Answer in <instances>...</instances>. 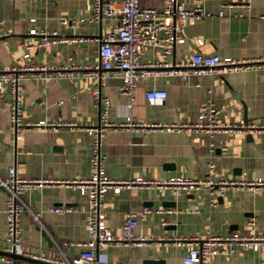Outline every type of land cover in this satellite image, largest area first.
<instances>
[{"label":"crops","instance_id":"obj_1","mask_svg":"<svg viewBox=\"0 0 264 264\" xmlns=\"http://www.w3.org/2000/svg\"><path fill=\"white\" fill-rule=\"evenodd\" d=\"M139 1L145 6H161L165 2ZM180 1L186 7L200 4L212 14L186 23V41L175 45L172 61L183 62L195 51L246 61L264 58V0H249V6L245 3L247 0ZM225 3L234 5L226 7L225 14L220 16L218 11ZM89 6L90 0H0V30L7 32L0 35V67L8 68L20 61L22 39L33 26L84 37L79 43L65 41L32 49L31 57L36 63L64 65L69 61L68 54H72L77 63L98 64L99 35L112 29L117 20L104 17L98 21H78L90 13ZM236 13L240 15L235 16ZM31 17L35 20L31 21ZM197 38H202L203 43L198 44ZM141 58L144 62L150 61L159 59L160 54L156 47H149ZM78 71L75 77L44 81L27 76L21 80V107L26 118L77 121L78 127H35L15 135L10 128L9 111L0 99V176L6 175L8 166L15 165L18 176L49 181L23 196L30 210L40 214L39 221L30 213L22 214L20 219L22 242L28 254L64 256L72 263L84 248L70 243L89 240L85 226L87 200L71 181L91 173V137L84 128L99 121L101 105L94 100V90L109 97L110 121L120 123L131 115L139 123L155 121L164 125L148 133L128 127H109L102 138V151L110 175L199 176L206 174L212 163L218 177L264 176V132L235 131L209 137L193 127L198 107L207 99L223 108L225 119L236 123H264V69L217 71L203 75L198 85L192 77L182 81L180 77H166L159 69H152L154 77L140 81L132 95L120 92L121 78L112 71L100 70L106 75L101 81L89 70ZM153 85L167 91L163 101L146 99L145 91ZM65 97L68 99L59 102ZM7 197L8 191L0 187L2 251L6 247ZM215 199L211 205L213 199L207 189L178 196L156 187L122 188L118 195L108 191L102 201L106 223L113 234L120 233L126 214L134 212L138 222L135 234L148 241L141 245L110 243L101 253L108 264H182L187 246L156 243L170 236L264 232L263 189H232L224 197ZM60 206H71L74 211H50ZM144 208L152 212L143 215ZM250 218L255 220L254 229L246 225ZM6 258L0 259V264H13ZM16 264L33 263L16 261ZM211 264H264V256L251 250H238L231 255L217 256Z\"/></svg>","mask_w":264,"mask_h":264},{"label":"built area","instance_id":"obj_2","mask_svg":"<svg viewBox=\"0 0 264 264\" xmlns=\"http://www.w3.org/2000/svg\"><path fill=\"white\" fill-rule=\"evenodd\" d=\"M246 5L249 6V0ZM234 4H223L218 15L225 14V8ZM90 13L87 17H79L78 21H98L104 17H115L117 22L112 29L107 30L98 38V64L77 63L73 55L68 54V63L64 65H52L48 63H36L31 57L32 49L45 48L49 45L70 41L79 43L83 41V35L75 33L66 35L58 29L47 27H31L23 37L21 46L23 52L20 61L8 68L0 67V99L9 111L11 131L18 135L24 130L35 127L48 128L66 125L69 128L78 127L77 121H58L51 119L31 120L26 118L21 107L23 89L21 80L27 76L39 77L44 81L61 78L75 77L78 70H89L94 76L104 79L106 71H112L121 78L120 92L132 95L140 81L148 77H154L152 69H159L166 77L177 76L182 81L194 78V84L198 85L203 75L217 71L231 72L244 68L255 67L264 69V58L255 61H246L232 56L219 54H205L199 51L192 53L183 62L172 61L171 55L176 44L186 41L184 28L189 20H199L210 16L202 5L195 4L186 7L180 0H165L161 6H145L139 0H90ZM240 15V14H235ZM264 18V15H262ZM31 21L35 18L31 17ZM7 32L0 30V35ZM198 44L203 43L202 38H197ZM149 47H156L160 58L150 61H142L141 54ZM100 69L105 71L101 74ZM103 81V80H102ZM94 100L101 105L99 121L96 124L85 126L84 130L91 137L90 167L91 173L86 178H77L71 181L78 189L81 196L87 200V212L85 226L89 240L83 243H70L81 246L84 249L78 257L69 262L64 256L51 258L28 254L22 242V228L20 219L22 214L30 213L39 221L40 214L33 213L23 196L31 189L43 187L49 181L42 179H25L18 176L15 165L8 166L5 176H0V187L8 191L6 200V236L4 238L6 252H14L18 255L40 259L56 264H108L107 258L101 253L102 248L110 243L123 242L126 245H141L148 239L135 234L138 225L136 214L129 212L122 223L120 233L113 234L106 223L103 198L108 191L118 195L122 188L134 189L137 187H156L181 195V193H196L200 189H207L214 205L217 197H224L229 190L234 189H263L264 176L256 178L218 177L214 164L209 163L208 171L204 175L175 174L164 178L135 175L127 177H115L110 175L105 167L106 155L102 151V138L109 127H128L148 133L151 129L162 128L159 122L149 121L139 123L127 115L120 123L109 120V97L94 90ZM148 101H163L167 97L164 88L153 85L145 91ZM68 97L60 99L63 102ZM183 126H187L183 124ZM169 127V126H167ZM172 127V126H171ZM195 130L213 137L220 133H233L244 131L246 133L264 132V123L257 124L254 121L236 123L223 117V108L212 99H207L198 107L195 121ZM213 146V143H211ZM54 213H70L74 209L71 206L53 207ZM152 211L144 208L143 215ZM156 212H162L157 210ZM168 213H175L167 210ZM199 213V210L195 211ZM166 224V223H163ZM246 225L255 228V220L250 218ZM163 242V243H161ZM176 247H186V253L182 258V264H211L217 256H227L241 251L259 252L264 256V232H240L234 231L225 235L207 234L205 236H173L166 237L156 244H170ZM0 259H7L0 255ZM8 260V259H7ZM11 261V260H9ZM125 264H129L125 262Z\"/></svg>","mask_w":264,"mask_h":264},{"label":"water","instance_id":"obj_3","mask_svg":"<svg viewBox=\"0 0 264 264\" xmlns=\"http://www.w3.org/2000/svg\"><path fill=\"white\" fill-rule=\"evenodd\" d=\"M99 37H101V35H99ZM99 45H100V42H99ZM0 255H3L5 257L10 258L12 260L13 264H16V261H23V262H27V263H33V264H54L51 262L42 261L40 259H35V258L28 257V256H22V255H18L16 253H14V252H6V251H2V250H0Z\"/></svg>","mask_w":264,"mask_h":264}]
</instances>
